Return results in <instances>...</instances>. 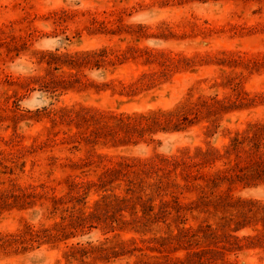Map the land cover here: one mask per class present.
<instances>
[{"label":"rangeland","instance_id":"obj_1","mask_svg":"<svg viewBox=\"0 0 264 264\" xmlns=\"http://www.w3.org/2000/svg\"><path fill=\"white\" fill-rule=\"evenodd\" d=\"M0 264H264V0H0Z\"/></svg>","mask_w":264,"mask_h":264},{"label":"trees","instance_id":"obj_2","mask_svg":"<svg viewBox=\"0 0 264 264\" xmlns=\"http://www.w3.org/2000/svg\"><path fill=\"white\" fill-rule=\"evenodd\" d=\"M240 145H241V143H240L238 140H235V141H234L233 148L237 149V148H239ZM244 170H245V168H240V170L238 171V173L241 172L242 174L240 175V174H238V173H235V174L232 175L231 177H233V178H238L239 181H241V180H243V179H247L248 176H246V175L244 174ZM254 174H255V173H254ZM252 177H253V175H252Z\"/></svg>","mask_w":264,"mask_h":264}]
</instances>
